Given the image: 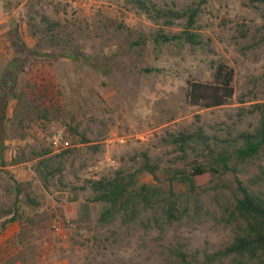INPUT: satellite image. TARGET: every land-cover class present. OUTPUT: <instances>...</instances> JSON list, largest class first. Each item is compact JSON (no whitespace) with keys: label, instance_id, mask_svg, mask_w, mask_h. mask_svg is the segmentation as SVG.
<instances>
[{"label":"rangeland","instance_id":"1","mask_svg":"<svg viewBox=\"0 0 264 264\" xmlns=\"http://www.w3.org/2000/svg\"><path fill=\"white\" fill-rule=\"evenodd\" d=\"M148 1L155 11L199 13L188 27L187 17H148L126 0H97L85 12L0 0V264H210L206 256L243 229L233 214L237 182L264 196V151L247 162L234 154L264 122V5ZM217 65L233 73L232 98L192 106L189 85L213 83ZM57 133L68 150L52 148ZM196 134L208 148L176 145ZM119 138L124 145L109 146ZM143 156L158 167L154 177L139 173ZM221 160L228 171L218 178L169 182ZM117 175H134L155 196L101 223L108 206L92 202V184Z\"/></svg>","mask_w":264,"mask_h":264},{"label":"trees","instance_id":"2","mask_svg":"<svg viewBox=\"0 0 264 264\" xmlns=\"http://www.w3.org/2000/svg\"><path fill=\"white\" fill-rule=\"evenodd\" d=\"M128 4L134 7L145 16H150L152 12L161 14L163 18L169 20H177L187 17L188 27L193 26L199 9H189L186 12L176 13L173 11H155L154 6L150 5L148 0H126ZM251 5H264V0H249ZM186 42L194 44V37L191 34H183ZM180 36L173 37L179 40ZM166 42H169L166 39ZM233 73L230 69L223 65H217L214 69L213 83L209 85L190 84L188 100L192 106H204L205 108L224 106L233 96L232 89ZM6 110L0 105V164L5 161V147L2 124L5 120ZM76 133V129H71ZM84 141V140H83ZM195 142L208 148V144L202 141L201 134L183 136L175 138L176 145L180 148L186 146L189 142ZM242 145L238 147L234 154L238 161L247 162L264 151V122H260L259 128L254 134L241 135ZM191 174L185 172H176L169 177V182H177L179 184L188 185L192 188L194 179L205 175L212 178H218L228 171L225 161L221 160L216 165V169L206 170L204 167L195 166L192 168ZM158 167L153 166L146 156H143V164L139 173H146L152 177ZM236 198L233 206V214L242 223L243 229L238 237H236L230 245L223 251L206 256L208 263L222 262L228 257L244 259L248 262L258 261L262 259L264 264V196H258L250 193L240 182H237ZM93 203L104 204L108 209L99 215V222L110 220L120 214H134L136 208L141 203H146L148 199L155 195L150 191L149 187L140 184L131 176H115L111 180H100L92 184ZM157 195V194H156ZM165 213L168 217L174 214V206L170 202H165ZM184 261V255H181Z\"/></svg>","mask_w":264,"mask_h":264},{"label":"built area","instance_id":"3","mask_svg":"<svg viewBox=\"0 0 264 264\" xmlns=\"http://www.w3.org/2000/svg\"><path fill=\"white\" fill-rule=\"evenodd\" d=\"M49 3L62 6L73 12H85L90 10L93 6L97 4V0H42ZM52 148L56 152L68 150L70 147L68 143L64 140L62 133H57L50 140ZM125 141L122 138L115 139L114 141L109 142V146L113 147L114 145L120 146L124 145ZM106 162L109 165H113L111 159H106ZM52 231L54 234H60L62 230L58 226H53Z\"/></svg>","mask_w":264,"mask_h":264}]
</instances>
